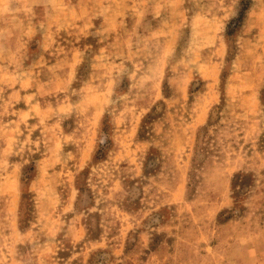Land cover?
<instances>
[{"label": "rangeland", "instance_id": "rangeland-1", "mask_svg": "<svg viewBox=\"0 0 264 264\" xmlns=\"http://www.w3.org/2000/svg\"><path fill=\"white\" fill-rule=\"evenodd\" d=\"M0 264H264V0H0Z\"/></svg>", "mask_w": 264, "mask_h": 264}, {"label": "trees", "instance_id": "trees-1", "mask_svg": "<svg viewBox=\"0 0 264 264\" xmlns=\"http://www.w3.org/2000/svg\"><path fill=\"white\" fill-rule=\"evenodd\" d=\"M238 179V178H237ZM80 187L78 188L79 189V191H81V190H83L82 188L85 186V182H84V180L82 179V180H80Z\"/></svg>", "mask_w": 264, "mask_h": 264}]
</instances>
